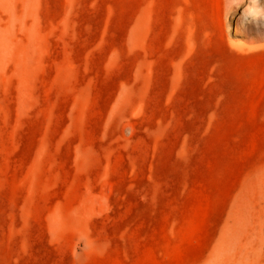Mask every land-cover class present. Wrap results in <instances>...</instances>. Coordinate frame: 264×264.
Masks as SVG:
<instances>
[{
  "label": "rangeland",
  "instance_id": "374dc122",
  "mask_svg": "<svg viewBox=\"0 0 264 264\" xmlns=\"http://www.w3.org/2000/svg\"><path fill=\"white\" fill-rule=\"evenodd\" d=\"M0 264H264V0H0Z\"/></svg>",
  "mask_w": 264,
  "mask_h": 264
},
{
  "label": "bare ground",
  "instance_id": "6f19581e",
  "mask_svg": "<svg viewBox=\"0 0 264 264\" xmlns=\"http://www.w3.org/2000/svg\"><path fill=\"white\" fill-rule=\"evenodd\" d=\"M237 6V0H225V10H226V17L229 13L233 12V10Z\"/></svg>",
  "mask_w": 264,
  "mask_h": 264
}]
</instances>
